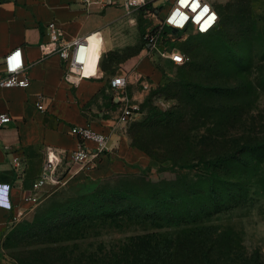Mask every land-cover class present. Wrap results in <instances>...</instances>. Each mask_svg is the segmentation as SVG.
<instances>
[{
    "label": "trees",
    "instance_id": "16d2710c",
    "mask_svg": "<svg viewBox=\"0 0 264 264\" xmlns=\"http://www.w3.org/2000/svg\"><path fill=\"white\" fill-rule=\"evenodd\" d=\"M231 6L243 26L248 5L233 0ZM217 12L214 31L192 34L208 35L213 48L185 44L186 53L181 52L192 62L181 66L190 65V71L164 86L165 95L176 102L162 110L146 99L137 111L142 117L132 122L129 132L130 146L158 162L157 172L169 171L173 176L153 181L147 169L83 183L74 192L72 188L69 196L64 195L65 187L52 189L36 206L31 222L18 224L27 245L44 242L52 248L71 239L89 238L92 232L101 235L115 230L129 234L126 244L120 253H102L97 260L115 264H262L258 255L251 260L243 252L236 255L232 230L215 223L220 213L242 202L246 185L264 162V121L259 125L261 136L252 127L248 131L235 128L242 124L240 117L234 118L242 106H226L223 97L233 95L207 83L220 60L224 66L243 71L251 59L243 64L232 55L245 42L242 31L226 34V13L221 8ZM107 162L105 154L98 169ZM50 248L46 249L52 257L46 249L4 251L16 264H64L56 251L59 248Z\"/></svg>",
    "mask_w": 264,
    "mask_h": 264
},
{
    "label": "crops",
    "instance_id": "0c3cea01",
    "mask_svg": "<svg viewBox=\"0 0 264 264\" xmlns=\"http://www.w3.org/2000/svg\"><path fill=\"white\" fill-rule=\"evenodd\" d=\"M133 16L134 13L127 16L119 6L100 8L97 4H87L86 0H0V63L7 51L21 47L29 77L25 88H0V113L10 117V122L0 127V240L15 219L39 204L26 198L39 175L44 148L77 147L78 141L70 133V127L85 126L108 137V162L101 169L78 171L71 182L99 176L100 172H125L127 164L134 161L147 163L144 153L128 145L125 129L117 122V110H107L106 94L114 93L112 102L117 109L125 104L136 105L128 103L125 88L133 90L136 81L156 82L160 72L143 55L126 62L125 69H120L122 75L106 77V70L100 66V57L127 46L129 35L136 38L138 34L140 38ZM50 22L63 29L67 40L87 37L88 63L94 49H99L96 65L87 63L81 74L67 75L57 55L44 56L39 45L47 40L45 26ZM114 76L126 80L121 91L114 92L109 87V79ZM142 96V92H133L131 100L140 101ZM37 100L41 101L43 111L36 108ZM51 190L45 187L43 196ZM0 264L16 263L0 249Z\"/></svg>",
    "mask_w": 264,
    "mask_h": 264
},
{
    "label": "rangeland",
    "instance_id": "374dc122",
    "mask_svg": "<svg viewBox=\"0 0 264 264\" xmlns=\"http://www.w3.org/2000/svg\"><path fill=\"white\" fill-rule=\"evenodd\" d=\"M244 1L246 2V5H248L247 7L249 11L246 16L247 21L243 26H240V16L236 13L234 6L228 7L233 0H212V3L216 9H223L228 17L224 20V31L226 34L238 30L242 31L243 36L241 40L245 42H243L244 44H241L240 47L235 48L232 55L238 57V61L243 64L246 61V58L250 57L249 64L245 67L246 70L238 71L233 69L230 65L224 66L220 60L218 66L211 69L207 83L225 88L233 95L230 99L225 96L223 97L221 102L226 106L231 103L235 106H242V111L240 110L241 112L239 111L240 113L238 112V114L234 116V118L240 117L242 124L240 125L239 123L238 125L237 123L235 128H239L240 130L243 129L245 131L253 128V130L259 131L260 134L261 129L259 128V125L264 121V0ZM162 4L164 8L167 6L165 2L155 0L149 2L146 7L141 8L138 12H134L133 18L134 21H136L139 33L145 25L143 12L151 9L153 6H159ZM212 42V38L208 35L189 34L185 40L178 42L177 46L180 50L185 52V44L205 49L211 48L213 45ZM143 53V47L138 34L136 38H134L133 35H129V44L121 48L119 52L113 51L103 54L100 57V66L106 70V77L111 75H122L120 69H125L126 62L133 61L135 58L139 59L142 57ZM98 57L99 49H94L88 66L96 65ZM187 62H192V59L187 58ZM153 66L160 72V79L158 81L152 82L151 80H148L143 83L142 81H136L133 90H131V87L125 88V95L127 96L128 103L136 104L135 106L139 111L140 105L148 98H150L151 104L159 109L165 110L171 107L176 100L165 95L164 86L168 81H175L180 78L181 75L190 71V65L188 64L187 66L182 67L160 59L155 60ZM136 91L143 93L140 101L131 100L132 93ZM113 95L114 93L111 91H108L106 94L109 99L107 102V110L109 112L117 110L119 115L120 109H117L112 102ZM145 111L146 109H142L143 113H145ZM141 117V113L139 112L138 118ZM131 128L132 123L124 128V133L127 137V143L129 146V132L131 131ZM146 157L144 158L147 163L144 164L139 160L134 161V163L127 164L128 168L125 172L119 173H139L142 170L148 169L149 177L153 181H157L161 178H171L173 176L169 171L157 172L159 168L158 162L149 158L147 159ZM100 173L99 176H93L92 178H78L72 180V182H68L66 185L62 186L67 190L64 192V195H72V188L74 192V190L78 188L77 186H81L83 183L89 181L98 182L108 176L117 174ZM246 188V196L242 202L240 201L232 210L220 213L219 216H217L215 223L219 225L220 228L229 227L232 230L237 243L235 248L236 255L243 252V256L248 259H252L254 255H258L260 262L264 264V162L260 165L258 174L250 184L246 185ZM52 192L53 191L51 190L48 194L50 195ZM35 209L36 207L31 212L25 213L15 219L9 230V232L13 231V233L8 237L9 232H7L8 235L6 234L1 238L0 249L4 254V250L18 253L25 247L30 250L50 248V246L46 245L44 242L38 244L32 242V244L27 245V238L23 236V230L21 231L20 227H18V224L22 223V221L30 220L31 222L32 214ZM102 232L101 235L92 232L88 235L89 238L81 239L79 241L72 242L71 239L70 241L62 242L58 246L52 245L53 247L50 249L55 251L54 247L59 248V250L56 251L58 252V255H62L60 262H63L64 264H115L113 262L105 263L100 259L97 260V258L100 257L99 255L102 253H105L106 255H111L113 251L120 253L121 248L126 244V237L129 234L123 232L120 233L115 230ZM46 250V253L51 256L49 253L50 251H48V249ZM54 253L56 254V252ZM119 264L128 263L121 261Z\"/></svg>",
    "mask_w": 264,
    "mask_h": 264
},
{
    "label": "built area",
    "instance_id": "2783aa9c",
    "mask_svg": "<svg viewBox=\"0 0 264 264\" xmlns=\"http://www.w3.org/2000/svg\"><path fill=\"white\" fill-rule=\"evenodd\" d=\"M155 0H94L100 8L109 6L121 7L126 15L146 7ZM167 4L153 6L143 12L145 25L141 34L143 57L155 62L166 60L181 66L187 57L178 48V42L190 34H207L218 26L219 16L212 0H161ZM205 8L207 11H205ZM215 17L210 20V17ZM47 40L39 47L42 54L57 55L62 61L65 73L81 74L87 66L89 40L87 37H77L67 40L63 29L55 22L45 26ZM0 88H25L29 84L28 66L23 59L21 47L7 51L1 59ZM141 79L139 76L138 79ZM126 80L122 76L109 79V87L118 92L124 89ZM119 96V95H118ZM125 102V98L120 97ZM38 110L44 107L40 100L35 102ZM135 105L125 104L120 108L117 122L126 127L138 118ZM10 117L0 113V127L8 124ZM70 133L77 139L78 145L72 150L57 149L46 146L43 151V162L38 177L32 183L30 195L26 198L33 204H38L43 198L45 187L55 189L66 185L78 171L89 172L98 169L108 151V137L95 132L88 127H70ZM16 164V159L13 160ZM75 166V168H73Z\"/></svg>",
    "mask_w": 264,
    "mask_h": 264
},
{
    "label": "bare ground",
    "instance_id": "6f19581e",
    "mask_svg": "<svg viewBox=\"0 0 264 264\" xmlns=\"http://www.w3.org/2000/svg\"><path fill=\"white\" fill-rule=\"evenodd\" d=\"M89 51H90V44L88 46V58H89ZM87 63H88V59H87Z\"/></svg>",
    "mask_w": 264,
    "mask_h": 264
},
{
    "label": "snow or ice",
    "instance_id": "6c2138e0",
    "mask_svg": "<svg viewBox=\"0 0 264 264\" xmlns=\"http://www.w3.org/2000/svg\"><path fill=\"white\" fill-rule=\"evenodd\" d=\"M205 11H207V9L205 8ZM210 20H214L215 19V17L213 16V17H210L209 18Z\"/></svg>",
    "mask_w": 264,
    "mask_h": 264
}]
</instances>
